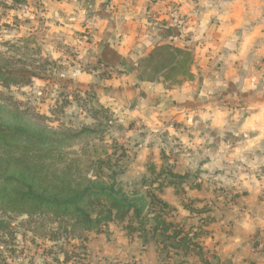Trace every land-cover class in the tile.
I'll return each instance as SVG.
<instances>
[{
  "label": "rangeland",
  "instance_id": "rangeland-1",
  "mask_svg": "<svg viewBox=\"0 0 264 264\" xmlns=\"http://www.w3.org/2000/svg\"><path fill=\"white\" fill-rule=\"evenodd\" d=\"M163 10L174 17L157 23L156 17ZM230 10V0H20L18 4L0 0V81H6L0 83V104L51 137H74L53 154L58 165L55 171L62 176H76L79 183L91 179L110 184L113 174L123 171L116 180L127 192L147 195L150 190L159 197L171 186L183 190L184 175L170 184L168 172L159 179V183H167L163 190H155L157 174L163 169L170 171V149L176 136L152 118L144 126L135 110L140 103V81L155 78L166 69H170L165 72L170 76H181V63L187 65L189 57L173 51L177 50L175 45L167 40L141 65L136 59L140 51L137 43L121 52L124 35L119 32V23L120 27L124 22L134 27L145 17L156 29L172 25L182 32L184 25L197 26L203 12L209 15ZM215 18L204 22L214 27ZM107 32L112 33L110 42ZM209 32L202 36L213 43L214 34ZM199 40L201 36L195 41ZM111 47L121 53L122 61L115 55L109 63L104 61L103 53ZM214 50L208 51V57L214 52L207 65L208 76L218 73L221 64ZM68 156L77 160L76 169L60 163ZM201 210L195 208L192 214L199 215ZM176 212L174 209L164 217ZM0 218L7 220L10 232L4 236V264H137L132 253L118 262L113 249L105 258H97L98 248L94 246L89 260L88 233L72 220L47 213L31 217L1 210ZM193 228L184 235L193 236ZM146 232L144 239L152 234L149 225ZM107 234L102 238L106 244L115 238ZM162 251L167 249L162 247Z\"/></svg>",
  "mask_w": 264,
  "mask_h": 264
},
{
  "label": "crops",
  "instance_id": "crops-1",
  "mask_svg": "<svg viewBox=\"0 0 264 264\" xmlns=\"http://www.w3.org/2000/svg\"><path fill=\"white\" fill-rule=\"evenodd\" d=\"M230 3V11L203 12L197 26L184 25L182 32L172 25L156 29L145 17L134 27L119 23L124 35L121 52L137 43L136 59L141 65L167 40L175 45L173 51L189 57L187 65L181 63V76H170L166 69L140 81L135 112L144 126L152 118L176 136L170 149V170L184 175L185 183L183 190L165 188L159 198L177 211L165 218L168 223L183 228L184 234L195 227L194 234L201 227V255L171 248L163 253L156 241L145 243L137 235L130 240L114 224L106 233L115 238L107 244L102 239L106 233L87 234L89 260L94 246L97 258H105L113 249L118 262L132 253L137 264H264V252L258 250L264 239V0ZM161 13L157 23L174 17L165 10ZM207 18H218L212 20L214 27L206 25ZM208 29V34H214L213 43L202 36ZM111 36L107 32L109 42ZM200 36L202 40L195 41ZM211 48L221 64L218 73L208 76L207 65L214 54L210 51L208 57ZM114 50L104 51L105 62L112 55L122 61L121 53ZM195 208H203L201 214H192Z\"/></svg>",
  "mask_w": 264,
  "mask_h": 264
},
{
  "label": "trees",
  "instance_id": "trees-1",
  "mask_svg": "<svg viewBox=\"0 0 264 264\" xmlns=\"http://www.w3.org/2000/svg\"><path fill=\"white\" fill-rule=\"evenodd\" d=\"M12 1L18 4L20 0ZM73 139L51 137L43 128L28 124L25 117L0 104V210L3 213L31 217L53 214L57 219L74 221L83 232L96 234L106 233L110 225L116 224L130 240L139 235L145 243L154 240L164 249L201 255L197 241L204 235L201 227L193 236L184 235L183 228L166 221L164 216L174 208L157 195L150 190L147 195L127 192L117 184L116 178L123 171L114 173L110 184L91 179L79 183L76 176L56 173L58 165L53 154ZM69 158L64 157L60 163L76 167L77 160ZM167 172L172 178L170 184L182 178L163 169L157 174L156 182ZM166 184L165 181L154 188L161 192ZM147 225L152 234L144 239ZM7 230V220L0 218V264L5 263L4 236L10 234ZM142 232L146 234L141 235Z\"/></svg>",
  "mask_w": 264,
  "mask_h": 264
},
{
  "label": "built area",
  "instance_id": "built-area-1",
  "mask_svg": "<svg viewBox=\"0 0 264 264\" xmlns=\"http://www.w3.org/2000/svg\"><path fill=\"white\" fill-rule=\"evenodd\" d=\"M258 250H260L261 252H264V239L259 241Z\"/></svg>",
  "mask_w": 264,
  "mask_h": 264
}]
</instances>
